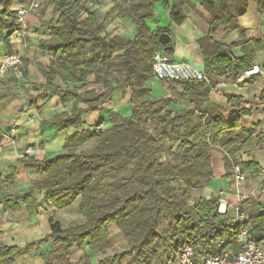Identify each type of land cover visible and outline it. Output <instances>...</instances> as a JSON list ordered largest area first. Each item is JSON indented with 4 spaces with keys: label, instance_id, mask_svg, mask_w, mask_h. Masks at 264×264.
<instances>
[{
    "label": "trees",
    "instance_id": "16d2710c",
    "mask_svg": "<svg viewBox=\"0 0 264 264\" xmlns=\"http://www.w3.org/2000/svg\"><path fill=\"white\" fill-rule=\"evenodd\" d=\"M15 1H4L0 13V22L4 16L11 22L9 34L17 27L10 11ZM81 1H49L59 16L47 25L49 39L40 41L39 47L52 57L50 77L57 76L64 84H80L92 75L98 90H61L48 77L43 95L50 92L64 101L74 100L71 113L56 115L50 124L56 131L78 127L82 113L97 111L121 88L130 90L131 113L119 119L112 112L108 128L82 130L66 137L65 152L53 158L23 160L39 175L36 186L44 191L43 202L63 210L79 198L82 221L65 227L51 218L50 233L24 248L0 242V264H16L15 257L36 251L48 240L50 249L40 255L43 264H73L69 256L75 248L85 244L91 251L110 248V224L119 230L125 248L98 264H174L185 245L202 256L235 251L237 231L245 225L250 227L251 240L264 244V206L258 200L245 202L244 209L252 202L258 213L248 218L250 213L245 210L247 221L243 224H233L229 216L217 214L219 196L204 195L190 204L194 191L212 178L211 151L222 153L224 177L232 183V164L239 162V154L254 142L255 128L240 126L245 112L210 105L203 81H165L171 97L150 99L147 84L153 79L152 58L165 50L158 37L168 31H152L148 24L154 22L157 4L169 5L170 23L182 24L187 0H121L112 12L117 10L116 16L128 17L135 25L132 41L102 36L105 21L98 23L93 12L82 19L73 10ZM249 2L264 15V0H201L210 18L208 33L198 45L211 87L222 79L236 81L253 64L252 52L235 58L231 51L237 44L223 45L215 40L219 29H238L237 19ZM165 53L170 54L171 49ZM175 100L189 108H170ZM79 103L86 108L78 109ZM94 138L97 144L91 150H77ZM241 165L255 175L261 170L253 161ZM17 201L23 202L30 214L38 207L27 194ZM220 240L225 242L223 246ZM80 264H89L87 256Z\"/></svg>",
    "mask_w": 264,
    "mask_h": 264
},
{
    "label": "crops",
    "instance_id": "0c3cea01",
    "mask_svg": "<svg viewBox=\"0 0 264 264\" xmlns=\"http://www.w3.org/2000/svg\"><path fill=\"white\" fill-rule=\"evenodd\" d=\"M0 0V13L3 11V2ZM50 0H38L41 8L26 16V30L20 40L9 34L8 25L11 23L7 17L0 22V61L6 53H17L22 57V74L16 77L8 72L0 81V242L6 246L24 248L34 241L43 239L50 233L49 220L53 218L65 226L64 217L75 214L82 220L78 213L79 198L63 210H57L53 205L43 202L44 191L37 188L39 175L36 170L27 168L23 160L18 159L19 152L27 147H32L34 154L29 157L35 161L44 158H53L65 152L64 142L66 137L79 131H93L94 129H106L110 126V114H117L119 119L127 117L131 113L129 103L130 90L121 88L116 90L111 100L102 105L97 111L81 114V124L78 127H69L66 130L56 131L51 122L58 114H70L74 100H62L60 97L48 92L43 95L46 82L54 71L52 57L40 49L39 42L49 39L47 25L55 23L59 14L49 4ZM121 0H83L75 5L73 10L87 17L88 12H93L98 23L105 21V29L102 36H118L127 41H132L136 36L135 25L128 17L116 16L114 7ZM30 0H16L10 7V11L20 5H26ZM184 7L185 21L180 25L170 23L169 5L157 4L154 11V22L148 26L152 31L166 29L169 36V44L165 50L171 49L166 54L174 61H184L204 74V64L198 41L208 33L209 13L201 6V0H187ZM94 5L96 7H94ZM13 15V14H12ZM10 17V16H9ZM12 18V17H11ZM10 18V19H11ZM12 20V19H11ZM238 29H219L215 40L223 45L237 44L231 53L235 58L253 54V66L258 67V74L250 78L243 77L234 81L220 80L216 85L208 88V101L213 107L245 114L240 118V126L244 129L255 128L254 142L249 149L239 154L240 161L247 163L253 161L260 169H264V15H259L253 2L247 4L245 13L237 19ZM13 29V28H12ZM205 75V74H204ZM206 77V76H205ZM207 78V77H206ZM51 83L61 90H77L79 93L96 89L93 76H88L85 83H62L57 76L50 77ZM209 82V81H208ZM150 91V99L158 101L171 97L166 82H157L151 79L147 84ZM41 96L40 99H36ZM231 100V101H230ZM78 109H85L82 103ZM170 108L185 110L186 104L175 100ZM17 128L16 135H9L8 129ZM261 137V138H260ZM259 138L262 143H259ZM14 140L12 142L11 140ZM97 144L96 138L86 142L77 150L88 152ZM212 178L200 189H196L190 204L200 197L208 194L221 196L233 202L231 184L224 177V159L221 152H210ZM247 171V170H245ZM250 180L248 186L253 190L255 200L258 190L253 188L254 173L247 171ZM6 178L9 180L6 181ZM29 195L38 203L33 213H28L23 202L17 201L18 197ZM258 196V195H257ZM256 208L246 211L248 218L254 217L258 211ZM230 217V213L227 215ZM110 248L104 251H91L85 244L82 248H75L70 253L69 259L73 264H80L85 256L89 264H98L99 261L111 257L120 252L113 251L111 238L113 235L121 237L124 248L125 243L119 230L112 224L108 225ZM51 247V242L41 244L38 249L30 254L15 257L16 264H43L40 255L46 253ZM124 248L122 251H124ZM121 251V252H122Z\"/></svg>",
    "mask_w": 264,
    "mask_h": 264
},
{
    "label": "built area",
    "instance_id": "2783aa9c",
    "mask_svg": "<svg viewBox=\"0 0 264 264\" xmlns=\"http://www.w3.org/2000/svg\"><path fill=\"white\" fill-rule=\"evenodd\" d=\"M94 7H96L94 5ZM41 8V3L38 0H30L26 5H20L14 10L13 20L17 23V27L13 30L12 35L17 40H20L26 30V16ZM86 16V14L81 15ZM22 57L17 53H6L0 61V81L8 72H12L16 77H21L22 74ZM152 77L157 82L165 81H203L209 85L208 79L200 71L192 65L184 61H174L162 51H158L152 58ZM258 67L253 66L243 73V77L250 78L258 74ZM99 128H97L98 130ZM17 128L8 129L9 135H16ZM14 142V140H11ZM34 154L32 147H27L23 152H19L18 159H27ZM232 183L231 195L233 202H229L225 198L219 196L217 214L228 215L233 224H243L247 221V216L244 210V204L247 200L254 198L253 190L247 187L249 174L241 165L240 156L239 162L232 164ZM254 180L257 182L258 202L264 206V169H261ZM250 227L241 226L236 235V249H225L223 252L215 256H202L197 250L189 245H185L178 256L175 258L174 264H264V244H256L249 236ZM220 246L225 242L220 240Z\"/></svg>",
    "mask_w": 264,
    "mask_h": 264
},
{
    "label": "rangeland",
    "instance_id": "374dc122",
    "mask_svg": "<svg viewBox=\"0 0 264 264\" xmlns=\"http://www.w3.org/2000/svg\"><path fill=\"white\" fill-rule=\"evenodd\" d=\"M254 182H256V181H254ZM247 187L249 188L248 185H247ZM253 188L255 190V188H257V185L255 184L253 186ZM258 190H259V188H258ZM258 194H259V192H257L256 197H258L257 196ZM247 206H248V209H252V207H253L252 206V202L249 203L248 205H245V209L244 210H246ZM64 218L65 219H64V222L63 223L65 224V227L70 226V225H73V224L80 223L82 221V220H80L79 217L77 218V216L75 214L66 215ZM111 240H112V245H113V248H112L113 251H111V252H113V253H115V252H121L122 249L124 248L123 240L121 239V237L119 238V236L113 235V237L111 238Z\"/></svg>",
    "mask_w": 264,
    "mask_h": 264
},
{
    "label": "water",
    "instance_id": "95a60500",
    "mask_svg": "<svg viewBox=\"0 0 264 264\" xmlns=\"http://www.w3.org/2000/svg\"><path fill=\"white\" fill-rule=\"evenodd\" d=\"M158 41H159L160 45L166 46L169 43V36L167 34L163 33L158 37Z\"/></svg>",
    "mask_w": 264,
    "mask_h": 264
}]
</instances>
